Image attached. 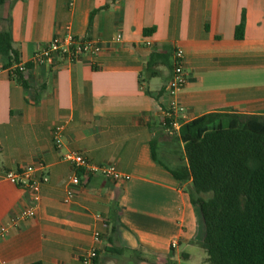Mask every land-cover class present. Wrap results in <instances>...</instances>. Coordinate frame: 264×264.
Returning <instances> with one entry per match:
<instances>
[{
	"label": "crops",
	"instance_id": "1",
	"mask_svg": "<svg viewBox=\"0 0 264 264\" xmlns=\"http://www.w3.org/2000/svg\"><path fill=\"white\" fill-rule=\"evenodd\" d=\"M0 18L21 63L30 64L25 87L0 55V167L42 162L38 174L49 177L35 215L16 224L32 193L0 178V264H85L92 248L93 264H209L190 181L168 165L187 163L183 122L210 112L264 115V0H6ZM68 35L99 40L102 51L32 62L55 36ZM167 47L172 64L182 50L187 72L172 127L165 117L174 67L144 80L152 52ZM65 151L129 179L85 174L63 159ZM75 174L81 183L66 202Z\"/></svg>",
	"mask_w": 264,
	"mask_h": 264
},
{
	"label": "trees",
	"instance_id": "2",
	"mask_svg": "<svg viewBox=\"0 0 264 264\" xmlns=\"http://www.w3.org/2000/svg\"><path fill=\"white\" fill-rule=\"evenodd\" d=\"M5 2L0 0V11ZM244 29L242 20L237 38ZM166 49L152 52L145 81L159 76L160 66L174 67L171 49ZM0 55L10 76L28 87L9 27H0ZM174 120V115L166 116L165 125L172 127ZM179 140L187 163L168 167L177 179L190 181L187 191L205 227L207 262L264 264V115L206 113L183 122Z\"/></svg>",
	"mask_w": 264,
	"mask_h": 264
},
{
	"label": "built area",
	"instance_id": "3",
	"mask_svg": "<svg viewBox=\"0 0 264 264\" xmlns=\"http://www.w3.org/2000/svg\"><path fill=\"white\" fill-rule=\"evenodd\" d=\"M116 40H121L117 37ZM102 44L99 40L92 38H77L71 35L61 37L55 36L46 46L36 51L33 56L32 62L38 65L53 64L55 57L58 55L66 56L70 60H76L84 55H97L102 51ZM21 70H26L25 63L18 64ZM187 83V72L183 65V52L177 49L174 52V68L173 74L169 82V94L173 97L169 104V112L167 116H172L176 112L183 110L176 100V94ZM55 144L58 148H62L63 143V126H58L54 132ZM63 159L71 162L75 167L83 170L85 174L100 173L108 178L114 180H128L129 176L123 174L116 169L113 165L95 164L91 162L83 153L78 151H65L62 155ZM45 164L40 162L38 164H29L14 169H7L0 167V178H5L17 186L29 190L32 193L33 204L31 207L22 210L18 215L12 219V224H16L22 219H26L35 215V207L40 201L41 185L49 180L48 175L44 172L38 174ZM69 186L66 191V202H70L74 195V186L79 185L80 178L77 174L70 178ZM96 239H99L97 234ZM172 247L177 246V240H173ZM97 257V250L92 248L84 256L85 264H93L94 259Z\"/></svg>",
	"mask_w": 264,
	"mask_h": 264
}]
</instances>
